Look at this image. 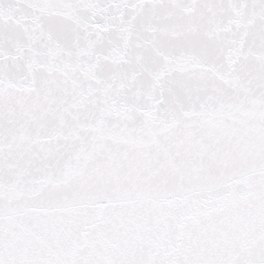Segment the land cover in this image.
I'll return each mask as SVG.
<instances>
[{
	"label": "snow or ice",
	"instance_id": "6c2138e0",
	"mask_svg": "<svg viewBox=\"0 0 264 264\" xmlns=\"http://www.w3.org/2000/svg\"><path fill=\"white\" fill-rule=\"evenodd\" d=\"M0 264H264V0H0Z\"/></svg>",
	"mask_w": 264,
	"mask_h": 264
}]
</instances>
